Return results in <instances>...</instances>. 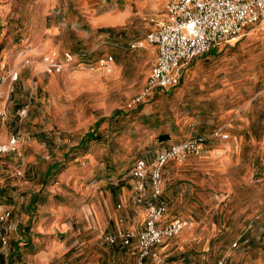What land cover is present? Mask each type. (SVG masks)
<instances>
[{"label": "crops", "instance_id": "obj_1", "mask_svg": "<svg viewBox=\"0 0 264 264\" xmlns=\"http://www.w3.org/2000/svg\"><path fill=\"white\" fill-rule=\"evenodd\" d=\"M6 2L0 5V21L7 24V30L1 36L4 40L2 44L0 42V74L14 70L18 78L12 81L6 77L0 83V141H6L16 131L20 133L13 152L23 167V173L24 168L36 158L45 161L46 170L53 168L57 171L49 183V175L43 174L39 186L30 188L22 185L18 186V190L22 188V191H14L8 187V170L5 169V158L14 153L0 154V198L7 201L5 205L11 209L14 226L8 243L0 245V264H54L53 261L60 257L55 264H134L136 239L130 245H123L117 240L104 246L97 242L95 236L120 229L138 232L143 227L145 207L135 202L131 189L129 164L135 154L132 157L116 155L119 163L116 164L115 188L114 182L108 181L110 177H106L115 174V170L109 172L110 165L105 163L104 144H98V138L90 140L105 129L100 126L104 117L101 104L95 108V114L73 106L63 110L62 114L71 115L69 128L63 134L54 131L52 125L49 128L41 126L40 114L43 111L39 107L45 102L52 105L58 103L60 86H64L68 100L72 93L78 92L77 89L86 98L94 90L102 94L105 79L116 80L122 63L115 61L111 74H105L99 67L90 69L87 57L79 66L68 64L59 72H46L43 57L50 53L60 56L62 53L53 40L58 35V23L65 21L63 15L72 4L69 2V6L67 0ZM104 3L106 0H101L90 20L92 31L102 32L94 36L96 40L105 35L115 38L116 26L122 25L125 19L124 15L116 14V9L104 7ZM88 4V1L84 4L87 12ZM87 23L89 25V20ZM97 47L98 44L89 52ZM150 47L157 56L156 46L150 44ZM23 107L27 114L20 118L18 113ZM201 132L194 137L202 136ZM206 145L207 140L201 152L208 151ZM38 151L42 154L39 155ZM195 157L187 155L179 162L169 160L162 169V198L167 210L160 224L182 216L178 218L183 219L186 225L179 234L166 238L157 247V252L164 257L161 264H216V254L203 253V250L210 248L218 228L228 229L230 226L225 217L228 210L220 202L216 204L211 200L205 206L193 192V186L178 175V165H185ZM170 171L176 174L171 177L168 174ZM84 202H87L86 205H83ZM204 215H209V219L203 218ZM242 220L238 221L240 226L234 222L235 237L248 245H258L259 231L256 235L251 234L248 220ZM255 228L258 230V226ZM190 240L196 246L193 251L188 244ZM105 247L109 250L106 251ZM37 248L38 253L34 251ZM167 251L174 256L166 258ZM226 257L228 264L238 262L234 254H226ZM240 259L242 261L243 256Z\"/></svg>", "mask_w": 264, "mask_h": 264}, {"label": "rangeland", "instance_id": "obj_2", "mask_svg": "<svg viewBox=\"0 0 264 264\" xmlns=\"http://www.w3.org/2000/svg\"><path fill=\"white\" fill-rule=\"evenodd\" d=\"M6 1L0 0V5ZM86 1L89 2L88 12L84 7ZM67 2L72 5L63 15L65 21L58 23V35L53 41L59 52L68 50L76 55L78 60L70 65L79 66L88 57L89 64L96 68L97 58L112 55L114 62L122 63V66L116 80L105 79L103 93L94 90L87 96L88 100L79 89L68 100L64 86H60L58 103L39 104L43 111L39 113L43 121L41 126L49 128L52 125L54 131L63 134L71 120L69 113L62 114L63 110L73 106L95 114V108L101 104L104 117L100 126L105 129L90 140L98 138V144H104L105 163L110 165L109 172L115 170V174L106 177H110L108 181L114 182L115 188L117 154L127 157L135 154L130 169L136 158L152 161L155 153L164 146L192 138L202 131L208 151L191 154L196 157L185 165H178V175L193 186V192L205 206L211 200L216 204L220 202L228 210L225 217L230 224L228 229L216 230L210 248L204 249L203 253H215L216 264H228L226 254H234L238 258L236 264H264V26L247 28L236 40L222 43L211 52L191 59L182 67V78L176 87L156 90L136 100L156 59L146 35L154 29L153 21L163 17L168 0H106L103 6L116 9V14L124 15L125 19L122 25L116 26L115 38L105 35L97 40L94 36L102 32H93L90 20L101 0ZM6 30L7 24L0 21L1 44L4 40L1 36ZM96 44L95 51L88 56L81 55ZM62 53L60 60H63ZM101 96L102 99L97 100ZM215 130L227 137L212 136L211 132ZM38 154L42 152L38 151ZM5 159L8 187L14 191H22V188L18 190L22 185L39 186L43 174L49 175V183L57 171L46 170L45 161L36 158L23 173L16 153ZM168 174L172 177L176 172ZM0 202L7 204L5 199L0 198ZM209 217L203 216L206 220ZM240 218L248 220L251 234L256 235L259 231L258 245H248L235 237V226H240ZM103 234H97L95 238L105 246ZM188 244L192 251L196 249L192 240ZM34 251L38 253L39 248ZM173 256L170 251L166 252V258ZM59 259L61 257L53 263Z\"/></svg>", "mask_w": 264, "mask_h": 264}, {"label": "built area", "instance_id": "obj_3", "mask_svg": "<svg viewBox=\"0 0 264 264\" xmlns=\"http://www.w3.org/2000/svg\"><path fill=\"white\" fill-rule=\"evenodd\" d=\"M153 22L155 27L147 33L146 40L156 46L157 56L144 89L136 100L153 91L177 86L182 67L191 59L211 52L222 43L236 40L247 28L264 26V0H168L165 15ZM89 53L83 52L81 55L88 56ZM62 56L63 60L56 53L45 55L43 62L46 72H59L64 65L78 60L70 51H64ZM113 63L112 55L96 60L97 66L108 73ZM89 68L95 67L89 64ZM6 77L15 81L18 73L13 70L5 75L0 74V83ZM26 114L27 110L23 107L18 116L23 118ZM211 135L227 137L218 130L211 132ZM19 138L20 133L16 131L6 141H0V154L15 151ZM205 141V136H197L169 144L156 154L152 162L137 158L130 169L131 189L135 202L145 207L143 227L138 232L120 229L113 234H103V242L112 245L119 240L123 245H130L136 239L134 264H161L164 257L157 252V247L186 225L178 217L160 224L167 210L162 198V169L169 160L179 162L187 155L199 154ZM11 213V209L0 202V245L8 243L14 228Z\"/></svg>", "mask_w": 264, "mask_h": 264}]
</instances>
